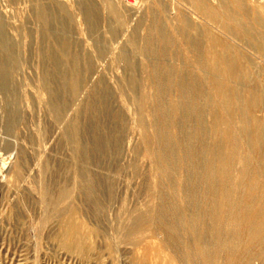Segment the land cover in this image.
Masks as SVG:
<instances>
[{
	"label": "rangeland",
	"instance_id": "374dc122",
	"mask_svg": "<svg viewBox=\"0 0 264 264\" xmlns=\"http://www.w3.org/2000/svg\"><path fill=\"white\" fill-rule=\"evenodd\" d=\"M115 1L0 0V264H194L192 221L213 249L201 195L212 150L229 139L239 170L254 156L246 132L264 113L239 124L212 68L220 0ZM247 184L234 195L245 204L264 190ZM249 217L225 215L223 233L244 235ZM74 220L70 250L60 238Z\"/></svg>",
	"mask_w": 264,
	"mask_h": 264
},
{
	"label": "bare ground",
	"instance_id": "6f19581e",
	"mask_svg": "<svg viewBox=\"0 0 264 264\" xmlns=\"http://www.w3.org/2000/svg\"><path fill=\"white\" fill-rule=\"evenodd\" d=\"M254 1L257 5L249 9L246 0H220L219 7L221 9V15L217 18L214 17L205 6L198 7L204 9L209 21L213 20L212 18L217 19V25L221 32L222 39L219 41L218 52H212V68L217 74L216 85L219 93L223 97V101H221L223 109L227 113H229L232 108H234V111L237 113L240 112L238 123H242V125L246 123V120L243 121V117L247 111L257 109L259 112L264 113V66H260L258 70L256 69L259 65L256 61L257 59L264 64V0ZM237 11H239L240 14ZM194 39L190 38V43L192 46L197 47L198 56H202L204 54V43H196L197 40ZM202 41H204V39ZM207 41L212 42L214 39L209 36ZM255 78L258 80V83L254 82ZM74 79L78 80L77 78ZM72 81L76 83L74 80ZM73 85L74 84H72V86ZM76 88H74V92L78 89ZM230 88L234 101L230 96ZM199 92H197V94ZM250 121L251 120L248 122L249 124ZM240 140L239 143L241 144ZM246 140L249 154H253L254 156L253 158L250 157L251 159L244 158L242 169H236L234 166L237 152L234 149L235 146H233V143H231L229 139L218 144V146L212 150L216 164L207 163L205 166L206 170L201 178L206 182L207 191L205 194L201 195L207 206V210L210 209V216L209 218L207 217L208 220L203 222V229H205L208 235H211L210 241L212 239L213 249H208L206 246L208 243H205L203 235H195L197 228L202 222L198 219H193L194 221H192L189 228L194 235L191 242L186 244L185 255L187 253L190 259L194 261V264H264V190H261V187L258 186L257 189L259 193L252 196L251 202L248 204H245L242 200L239 201L238 197L234 196L236 193L239 194L240 192L243 196V192L248 189L247 183L249 179L255 177L259 183L260 181H264V120L260 118L257 119L256 127L253 131L246 132ZM230 143L231 145H229ZM192 148L188 147L186 151V154H189L188 156L191 155L190 149ZM200 150L202 149H198L196 152ZM200 152L202 153V151ZM186 156L187 155H185V157ZM162 159L165 161V167L162 169V172L167 175L173 169L170 162L166 160V154L163 155ZM178 178L181 177L179 176ZM173 189L172 187V190ZM66 194L67 191L63 190L60 196L64 197ZM181 202L184 204L185 200L183 199ZM225 215L231 217L232 223L240 220L242 217L250 216L249 219H247L248 225L244 230V235L237 236L236 230L226 231V229L225 231L227 233H223ZM143 222L144 219H140L136 225ZM60 239H62L64 246L68 249H74L76 242L79 240V224L76 220L70 223L67 232L62 235ZM245 249L250 251V253L247 255L242 254V251ZM221 253L224 254V261L219 259ZM250 255L256 257L255 259H259L260 261L254 263Z\"/></svg>",
	"mask_w": 264,
	"mask_h": 264
},
{
	"label": "built area",
	"instance_id": "2783aa9c",
	"mask_svg": "<svg viewBox=\"0 0 264 264\" xmlns=\"http://www.w3.org/2000/svg\"><path fill=\"white\" fill-rule=\"evenodd\" d=\"M127 1H132V0H127Z\"/></svg>",
	"mask_w": 264,
	"mask_h": 264
}]
</instances>
